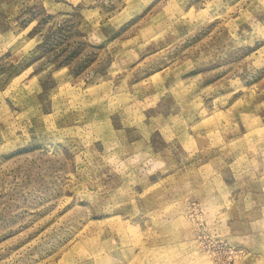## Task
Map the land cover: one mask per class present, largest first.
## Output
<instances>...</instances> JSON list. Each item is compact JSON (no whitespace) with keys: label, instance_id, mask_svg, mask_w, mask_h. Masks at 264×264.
<instances>
[{"label":"rangeland","instance_id":"374dc122","mask_svg":"<svg viewBox=\"0 0 264 264\" xmlns=\"http://www.w3.org/2000/svg\"><path fill=\"white\" fill-rule=\"evenodd\" d=\"M0 264H264V0H0Z\"/></svg>","mask_w":264,"mask_h":264}]
</instances>
